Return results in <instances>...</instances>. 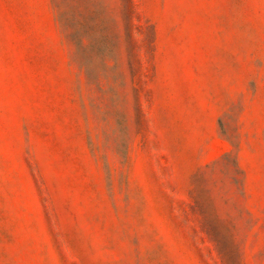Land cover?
Listing matches in <instances>:
<instances>
[{
    "label": "rangeland",
    "instance_id": "rangeland-1",
    "mask_svg": "<svg viewBox=\"0 0 264 264\" xmlns=\"http://www.w3.org/2000/svg\"><path fill=\"white\" fill-rule=\"evenodd\" d=\"M0 264H264V0H0Z\"/></svg>",
    "mask_w": 264,
    "mask_h": 264
}]
</instances>
